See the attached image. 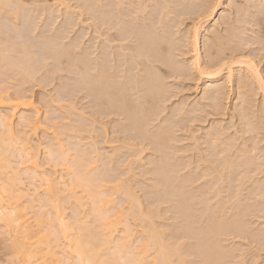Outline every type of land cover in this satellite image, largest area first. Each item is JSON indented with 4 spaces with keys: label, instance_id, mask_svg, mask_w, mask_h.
Returning <instances> with one entry per match:
<instances>
[{
    "label": "rangeland",
    "instance_id": "rangeland-1",
    "mask_svg": "<svg viewBox=\"0 0 264 264\" xmlns=\"http://www.w3.org/2000/svg\"><path fill=\"white\" fill-rule=\"evenodd\" d=\"M19 1L20 3L22 1L23 5L26 6V9H28L29 11L32 10L30 11V19L28 20V22L30 23L26 24L27 22L25 21V16L22 17V21L25 23L24 25L27 26V30L28 28H30V26L32 27L33 24L35 25H33L34 28H37V26L38 28L35 30L36 32H33L31 31L34 30L33 27V29L30 28V31H27L25 29L26 27L23 26V28H21L20 30H22L24 39L20 40L19 38L14 37L15 33H9L10 36H5L3 32L0 33V38L2 39V41L0 39V47L3 48L1 46L3 45V49L8 51L3 54L2 63H0V93L5 98H12V100L20 99L24 95L27 97H33V107L22 106L19 109L21 111H19L20 113L18 114L20 116L24 114L22 116L28 118L30 117L29 119L31 120V123H34L32 124V126L35 125L34 128H30L27 123L26 125H28L29 127L25 125L24 127L20 116L17 115V117H15L14 119V129L16 130L15 132L17 134L20 132V136L18 139L19 143L26 142L29 148L32 147L30 153L37 155L36 157L38 164L44 174H50L52 175V177L56 176L59 181L62 176L63 179H61V181H63L64 184H67L64 185L61 181L60 183L65 186V189H70L71 180L74 181V178L77 175V167L79 168V150L81 149L80 152L88 150L87 152L83 153L86 154L85 158L87 159H83L88 161V159L90 160L94 157L95 159L93 160L94 162H96L94 165H98L99 169L96 166V171H92L95 176L91 172H89L86 167V169L82 167L78 170L83 171L84 175H87L89 173L88 177H93L92 179L94 180L95 184L96 182H98L97 184H101L99 183L101 182L100 180L104 179L105 185L107 183L108 188L109 186L112 188L110 189L114 193L110 189L105 190L107 191V193L109 192L108 190H110L111 194H114L112 195V197H115L114 199L112 198L114 200V202L112 201L113 205L111 206L109 204L111 207L108 206L110 209L112 208V210L115 211L112 214H116L121 210L122 216L123 214H125L126 216L130 215L127 217V219H129L127 220L129 222H127V224L130 226L128 227L133 231L131 229L129 230L134 233L133 238L130 237L131 245H133L130 247V254L135 253L136 249H138V247H140L139 245L143 242L141 241L142 236L140 235H142L141 229H143L142 227H144L146 222H141L140 214L145 211L147 213V215L145 216L148 217V212H150V209L153 210L154 208L155 210L157 209L156 211H158V213L156 212V216L153 215V217L155 216L157 218L151 217L154 225L153 228L155 229L157 226V229H163V232L166 231V233H163L165 240L168 238V240H166L167 242L161 241V243L163 242L165 244L167 243V245H170V247H168L167 245L165 246V244H163L166 250L167 248L170 250H168V253L171 252L169 254H171L172 258L175 253L174 251L179 249L178 251H176L177 253H175V258L172 259H175V264H180V262H183L179 261L178 263V260H182V258L185 262L181 264H203V256H200L197 252V247L199 249V247L202 246V241H198L199 233L205 226H211L221 221L222 223L226 221L229 222L235 220V218H237L236 220L238 221L241 220V224H243L244 226L242 225L243 228L234 231H224L223 235H220L219 241H217V243L220 242L218 245L222 247L221 249L224 252L221 249L220 251L225 255L222 254L224 256V259L222 258L219 264H241V261L246 262V264H264V249H262L260 246L261 237L262 235H264V88H262V85H260L263 90L262 93V90L259 88L260 79L258 78L259 81L256 82L257 79L251 77L255 74H253L252 71L248 72L250 71L248 70V68L250 64H252L253 67L251 66V69L255 68L257 72L259 71V75L261 74L260 78L264 80V15H262L260 12L264 11V0H161V2L166 1L165 3L169 8L165 7L167 5L165 3H161L159 0H143L144 3L151 8L147 9V12H149V14L145 12V17L147 20H144L142 22L144 23V28H151L153 24L157 25L155 19L159 21V18L161 20L160 22H157L162 26L158 25L159 30L156 31L157 33H161L163 28L168 29L169 27L168 30H163L164 32H166V34H164V32L162 31L161 36L163 37L164 35V40L168 39L167 41H170L169 43H171L172 41V44H175V46L177 47L176 48L171 44V47H174V49L170 50L172 52L174 50L175 51L174 53L171 52V54H173V57H169L173 59L172 61L173 63L175 62V65L180 64L178 66V69L180 67V72H178L179 70H175L176 73H172L170 76L169 69L162 68L163 74L162 71L160 73L161 76H159L160 74L158 73V76L160 78L159 80H161L162 83V87L165 85L163 87V90H165L162 94L163 98L161 97L159 103L154 106V109H156V106L158 107L154 111V114H151L149 116V119L151 120L149 123H147L145 131L143 130V132H141L140 134H136L137 131H132L129 123L125 121L123 117H116L113 114L111 115L110 111L104 109V107L97 106L96 102L94 101V97L92 96L93 93L90 92L89 88L84 89V86L81 84L82 81L79 78L76 64H73L74 67H72V63L69 62L70 58L77 59L82 57L81 55H83L87 59L89 57L90 61L95 59V57L97 56H101V49L107 45L106 39L109 38L107 37L108 26H103L100 19L98 20V18H91L90 14L86 13V9L83 10V12L85 11L84 17L78 18L79 16L77 15L70 16V14L66 10L65 5H60V7L58 8V5L56 3H62L61 0L55 1V3L54 0ZM66 1L68 0H65V2ZM75 1L76 0H69L66 3L70 6L80 5V3L76 4ZM130 1L137 3L136 0H126L127 3L124 1L127 4L126 9H131ZM157 1H159L161 5L165 4V6H161ZM167 1L170 3V6ZM172 1L175 5H173V3L171 4ZM182 1L186 4H182ZM128 3L130 4V6ZM46 4L48 7L46 6ZM52 4H55V6L57 7L56 10L53 7L54 5ZM213 4L217 5V7H215L214 11L213 9L209 10L211 9L209 5ZM36 5L38 6V8ZM44 6L48 8L47 9L45 7L47 9V12L45 11L46 9L43 8ZM160 7H162V9ZM23 8L25 9V7ZM50 8L53 9L52 12L54 14L51 13V11L49 10ZM78 8L75 11H82V8L80 10H78ZM159 8V13H156V11L158 12ZM165 8H167L166 11L164 10ZM57 9H59L58 12L61 10L63 13L60 11L59 14H57ZM161 10H163L164 13L161 14ZM48 11L51 13V16ZM35 12L36 14H34ZM64 12L66 15L64 14ZM127 13H129V11ZM167 14L170 15L167 16ZM59 15L61 16L59 18L60 21L58 19H55L58 18ZM63 15L67 16L65 19H67L68 17H72L73 20L71 21H73L76 27L69 26L68 28L71 27V29H67L68 31H65L64 28H66L68 22L64 18H62L64 17ZM127 15L129 14H126V17L129 19ZM129 16L134 17V15L131 14ZM166 16L167 19H165ZM36 18L38 19L36 20ZM163 18L164 21L162 20ZM56 20L58 22L53 25V22H56ZM43 23H45V25ZM164 24L165 26L163 27ZM50 25H52V27ZM160 27H162V29H160ZM235 30L237 31L235 32ZM62 31L66 33L64 34L62 33ZM193 31L194 34H197L196 37L192 36ZM239 31L241 32L239 33ZM55 32L58 34L60 33L61 36L59 37V35L55 34ZM62 34L64 37L67 34V37L63 38ZM167 34H169L168 37ZM36 35H40L38 36L39 38H36ZM48 38H52L49 41L59 39L62 44H65L66 48L68 47L67 49L70 50V52H68L69 57L66 59V57L64 56V51L66 50H61V48H63V45L61 46V44H56L57 46L54 48L52 46L51 48L48 47V45H44L46 41H48ZM169 38H171L172 40H169ZM216 38H219V41H217ZM163 47L165 48V44L162 46V48ZM192 47L198 50H195V52ZM97 48L100 50V52ZM10 49L13 50V52H11ZM55 49L57 50L55 51ZM164 50L165 49H163V54H166ZM97 52L98 54H96ZM70 53L72 56L70 55ZM175 53L177 54V56ZM91 54H93V59L91 58ZM14 55L15 57H12ZM196 55L199 56V59L195 58L197 57ZM4 56L9 60L5 59ZM7 56H9L10 58H8ZM13 58H17L16 60L23 59L25 63L28 62L27 65L31 66L32 75L30 74L31 79H28L30 82L26 78H24V75L26 76V73L23 70L22 71L24 75H22L23 73L20 74V70L16 69L18 67L15 66L16 68H12V65H9L10 67L6 65L8 61H13ZM194 60H198V68H202L203 70L205 69V67L209 66L205 71L209 72L211 70L214 71L212 73H215L218 72L217 69H219L220 67H223V70L218 72L216 74L217 76H214L215 78L212 76V78L210 76L207 77V74H205V76H202L201 71L203 72V70L196 67L197 65L196 62H193ZM241 60L242 62H238ZM129 62L130 60L128 61V63ZM221 62H223L224 64ZM133 64L134 63L131 62L129 65H125H128L130 69H126L128 71V78L126 77L124 85L130 86H125L127 88H130L129 92L127 91V95L129 94L128 96H130V99L136 100V96L134 98H131V96H133L136 88L142 86L144 76H142V74H138V70L140 68L136 69L135 66H137V64ZM125 66L124 68H126ZM111 67H113V65L107 63L106 65H104L103 70H106L107 72L110 71V73H112L113 69ZM230 68L232 69L233 73H231L232 77L230 76V74L229 76H227L228 73H230ZM196 69L201 71L198 73V70L196 71ZM134 71L137 73V75H140L141 78L137 76ZM177 72L179 74H177ZM123 73L121 74L123 75ZM91 74H93V71H91ZM124 74L126 75V73ZM179 75L180 77H178ZM169 76L172 78H169ZM258 76L255 75L256 78ZM134 77L140 78L135 79L136 84L134 82ZM229 77L232 78V83H230L231 78ZM208 78L211 79L214 85L217 84L215 86H219L222 91L226 88L222 93L225 96H223V98L221 97V100H216L215 98L219 99L222 94H220L219 96H211V98H214V100H216L214 102H212L213 99H211L212 101L209 99L212 93L209 92V95L207 89L205 90V85H208ZM123 79L124 78L120 80L124 81ZM243 79L245 80V82H243ZM238 81H241L242 85L240 84L241 82L239 83ZM243 83L245 85H248V87L243 86ZM239 85H241L242 88ZM244 87H246L247 90ZM230 89L233 91V93ZM240 89H242V91L245 89L246 91L241 94ZM230 91L231 94L228 93ZM245 92H247V94ZM90 93L92 94L90 95ZM205 95L208 98H206ZM244 100L245 102H243ZM249 100L251 101V103ZM212 104L214 106H212ZM3 110L6 111V109ZM81 117H84L86 119L85 121L83 118V121H85L84 123H86V125L88 124L89 126H85V124L83 123V126L86 129H84V127H82L81 129H73V124L78 128L77 125L83 122L81 121ZM32 120L34 122H32ZM69 125H71V127ZM24 128L26 130H24ZM214 130H217V132ZM22 132H24L26 135H24V133ZM158 133H162L161 139H163L164 141L163 146L160 148L157 146L156 140H153L152 138L153 135H157ZM225 140L227 142H225ZM91 144H95L93 145L92 152H94L95 150V152H97L95 155L93 153L92 157L90 156L92 153ZM55 145H57L58 147H56ZM61 145H64L65 148L63 149H66L67 152H69H66V154H71L69 155V157L65 156L67 159L69 158L68 160L66 158H64V160L66 159L70 163L71 159L73 158V163L71 162V164H67L66 161L64 162L68 166L64 165L63 163V165L66 166V169L65 167L63 168L59 163L61 162L62 164V159L60 160L59 157L60 161L58 160V162L56 161V157L58 156L51 154L53 146L59 149ZM254 145L255 149L253 148ZM78 146L79 148H77ZM94 147H96V149ZM251 149L254 151H252ZM243 151H245L246 153L248 151V154L245 153V155ZM249 151H252V153H250ZM97 154L99 155V158H97ZM100 154L102 157L100 156ZM50 155L53 157H51ZM72 155H76L77 157L74 156L76 157L74 158ZM70 156H72L71 159ZM109 156L112 158H109ZM27 157L29 156H26V158ZM11 158V160L17 164L19 162H22V158H20V155L18 153H16L13 157L11 156ZM107 159H111V163H109V160ZM86 161L82 162L86 164ZM230 161L231 163H229ZM15 163H13V165ZM226 163L229 164L226 165ZM229 165H232V167L234 166V168L228 167ZM22 166L24 167L25 165ZM84 171H86L87 173H85ZM229 171L231 172V174ZM73 173L75 176L72 175ZM96 173H99V175L101 176L97 175ZM90 174H92L93 176H91ZM121 179H123L124 181ZM120 180L123 183L120 182ZM104 181H102L103 184ZM23 182V188L27 186L24 189H32V186H30V184H32L31 182L33 181L24 180ZM34 184L40 185L39 183ZM119 185H125L129 187V189L132 190L130 191L133 192V196L135 198L138 197L136 200H139L138 202H140L142 208H138L137 210L135 208L133 210V206L134 204L136 205V203L131 202V200L128 201V198H124V189L126 190L127 187H124V189L123 187H121V190L123 189V193L122 191H120ZM58 187L60 188V185ZM72 187L76 188L75 186H71V188ZM114 187L119 188V190L117 189L116 194V189L114 190ZM64 188L63 186H61L60 189L63 190ZM155 188H157V190ZM78 189L82 190L80 188ZM41 190L40 192H42ZM79 190L76 189L75 191L77 192V195L79 193V196L81 194V196L83 195L85 197H79L81 199L76 202L75 199H69L70 190H63L64 192L68 193H60L61 195H63V197H61L60 194V197L56 196L60 199L58 200V198H55L59 202H56L57 204L55 206L58 205L60 207L61 213L65 212L63 215L66 216L64 217L71 224L76 219L78 212L80 215L85 213L84 216H82L84 217L83 220L85 221V225L87 221L88 225H86V227H89L88 232L94 233L95 228L96 231L98 228H102L101 220L98 219L99 217L94 215L93 212L94 208L98 207L99 204H96V197L88 196V194H86L87 192H84L83 194V191L81 192ZM101 191L104 190L101 189ZM118 191H120V193ZM42 195L45 194L43 193ZM48 197H46V200H51L50 196ZM82 199L84 200L83 202ZM124 199L128 203H132H129V205H131V210L129 209L130 207L128 203H126ZM72 200L75 202L73 203V205L75 204L74 206L71 204L73 202ZM62 201L64 202V204H68V201L70 202L67 206V204L62 205ZM79 201L82 202L80 203L84 210L80 207V203H78ZM48 202L51 204H49L50 207L54 206L53 201ZM108 207L107 209L110 210ZM117 207H121L123 210L130 212L126 213L122 211L121 208L118 210ZM76 208L81 210V212L79 210L77 211ZM158 208L160 209V211ZM50 210L51 209L49 207H46L45 209V211L47 212H49ZM112 210H110V212H112ZM138 211L141 213H139ZM131 212H137L139 214L136 213V215H134V213ZM145 212L144 214H146ZM32 214H34L33 216H35V213ZM74 214H76V217H74ZM119 214L120 213H118V215ZM125 215L123 216V218L125 217ZM141 216H143V214ZM131 217L133 218L132 220ZM85 218H87V220ZM143 218L144 217H142L141 219L143 220ZM95 219L97 220L95 221ZM137 219L139 220V222L136 223ZM99 222H101V226L99 225ZM94 224H98V228L96 225L94 227ZM1 225L2 224L0 223V227ZM187 225H189V227L186 229ZM122 226H117L118 228H116L118 229V231L117 229H115V233H113L112 237L115 241L119 239L120 235L122 236L120 231H122L123 233V228L125 225ZM0 229L2 230V228ZM1 235L2 234L0 231V264H18L19 260L14 258L9 246V242L7 243V241H9V237H5L4 235H2L4 236L2 238ZM115 241L114 243L118 244L116 243L117 241ZM132 247L135 249V251L132 249ZM171 247H173V251L171 250ZM154 251L155 250L150 251L149 255L154 254ZM103 252L105 254V251ZM109 254L106 251V258H108ZM179 255L181 256V258ZM115 256L114 258H111L109 255L111 259H114L116 262L118 261V263L121 264V262H119L121 260H118L117 256V259H115ZM177 256H179V258ZM152 257L153 256H151V258ZM130 258L131 256H129V259ZM151 258L149 257V259L147 258L145 260L147 261V264L150 260H152ZM176 258H178V260ZM114 260L111 261V264H116ZM107 261L110 263L109 260ZM122 262L125 264L124 261Z\"/></svg>",
    "mask_w": 264,
    "mask_h": 264
},
{
    "label": "bare ground",
    "instance_id": "bare-ground-1",
    "mask_svg": "<svg viewBox=\"0 0 264 264\" xmlns=\"http://www.w3.org/2000/svg\"><path fill=\"white\" fill-rule=\"evenodd\" d=\"M55 1H58V0H54V3H55ZM61 1H62V3L61 2H58L60 4L56 3L58 5V8L60 7V5H62V6L65 5L66 6V10L70 14V16L71 15L72 16L73 15H77V16H79L78 18L84 17L85 16L84 15V12L85 11L83 12V10L86 9L87 10L86 13H89L91 18H93V19L98 18V20L100 19V21H101V23H102L103 26L104 25L108 26L107 27L108 28L107 37H109V38L106 39L107 40L106 41L107 42V45L105 44L106 46H104L101 49V56H97V57H95V59H93L92 58L93 54H91V58L93 59L91 61L89 60V57L87 59L83 55H81L82 57L77 58V59H74V58L73 59H71V58L69 59V62L72 63V67H74L73 64H76V66H77L76 68L78 69L79 78L82 81L81 84L84 86V89H88L89 88L90 89V92H92L94 94L93 95L92 93H90V95L92 94V96L94 97V101L96 102L97 106L104 107V109L110 111L111 115L113 114L116 117L117 116L123 117V119L129 123V126L132 129V131H137L136 134H140L141 132H143V130L145 131V127H146L147 123H149L150 120H151V119H149V116L151 114L152 115L154 114V111L158 107V106H156V109H154L155 108L154 106L157 103H159V100L161 99V97L163 98L162 94L165 91V90H163L164 89L163 87L165 85L162 87L161 80H159L160 79L159 76H161L160 73L162 71V68H168L169 71H170V76H171L172 73H176L177 70H179L178 72H180V67L178 69V66L180 64L179 65H175L174 64L175 62L173 63V61H172L173 59L170 58V57H173L172 56L173 54H171L172 51L170 49L173 50L174 47H176L175 44H172V41H171V43H169L170 41L168 42L167 41L168 39L167 40H164V35H163V37L161 36L162 31L164 29L166 30L167 28H163L162 31L160 30L161 31V33L159 32L160 34L156 32L157 30H159L158 29L159 28L158 27V25H159L158 22H160V20H161L159 17L161 16L162 13H164L163 10H161V14L158 17L159 18V21L155 19V22L157 23V25L156 24H153L151 28H144V23H142V22L144 20H147L146 17H145V12H147V9L150 8V6L146 5L143 0H136L137 3L130 1L131 9H126V7H127L126 0H76L77 1V2L75 1L76 4L80 3V5H78V6H73V5L70 6L69 4L66 3L69 0L66 1V2H65V0L64 1L61 0ZM159 1L161 2V0H159ZM159 1H157V2H159ZM160 2H159V4L161 5V3H165L166 1H164V2L162 1L161 3ZM174 2H176V1H174ZM149 3H151V2H149ZM172 3H173V1L171 2V4ZM184 3L185 2H183L182 4H184ZM41 4H40V9H41ZM130 4H129V6H130ZM165 4H163L161 6H165ZM5 5H7V6H5ZM52 5H54L53 7L56 10L57 7L55 6V4H52ZM155 5H157V4H155ZM173 5H175V4L173 3ZM27 6H29V5H27ZM46 6H47V4H46ZM46 6H44L43 8L46 9L48 7V6L47 7ZM169 6H170V3H169ZM23 7H25V9ZM75 7H77V8L79 7L78 10H80L82 8V11H75L77 9ZM156 7H158V6H156ZM165 7H168V5L165 6ZM37 8H38V6H37ZM160 8L162 9V7H160ZM160 8H159L158 12L156 11V13H159ZM44 9H42V10H44ZM47 9L45 10L46 12H47ZM166 9L167 8H165L164 10L166 11ZM33 10H35V9H33ZM49 10L51 11V13H53L52 12L53 9L50 8ZM58 10L59 9H57V12H56L57 14H59V12L61 11L60 10L58 12ZM209 10H212V9H209ZM30 11H32V10H30ZM30 11L28 9H26V6L23 5L22 1L20 3L19 0H0V33L3 32L5 34V36L6 35H9V33H15L14 34L15 35L14 36L15 38H19V40L20 39H24L23 34H22V30H20L21 28H23V26H25L24 25L25 23L22 21V17L25 16L24 18H25V21L27 22L26 24L30 23V22H28V20L30 19ZM128 11H129V13H127ZM168 12H170V11H168ZM260 12L262 14V11H260ZM43 13H44V11H43ZM51 13L49 12L50 16H51ZM147 13L149 14V12H147ZM147 13H146V15H147ZM34 14H36V12ZM64 14H65V12H64ZM126 14L134 15V17L127 15L129 17V19H128L126 17ZM208 14H209V11H208ZM65 15H63L64 17H62V18L65 19L67 17ZM169 15L167 14V16H169ZM211 15H213V14H211ZM167 16H166L165 19H167ZM37 17H39V16H37ZM60 17L61 16L59 15V17L58 18H55V19H58L59 20ZM130 17H133V18H130ZM147 18H148V16H147ZM37 19L38 18H36V20ZM44 19H45V17H44ZM48 19H50V18H48ZM64 19H62V20H64ZM65 20L68 22L67 26L65 25L66 26V28H64L65 31H68L67 29H71V27H76V25H74L73 21H71V20H73L72 17H68ZM162 20L164 21V18ZM35 21H34V23H35ZM57 22H58L57 20H56V22H53V25H55V23H57ZM71 22H72V24H71ZM82 22H84V21H82ZM43 24L45 25V23H43ZM75 24H77V23H75ZM33 25H32V27H33ZM50 26L52 27V25H50ZM69 26H71V27L68 28ZM159 26H162V25H159ZM164 26H165V24L163 25V27ZM238 26H240V25H238ZM25 27H26L25 29L27 30V26H25ZM32 27L30 26V28H32ZM30 28H28L29 31H30ZM37 28H38V26H37ZM37 28H34V30H31V31L34 32ZM160 29H162V27H160ZM168 29H169V27H168ZM237 30H235V32ZM56 32H57V30H56ZM56 32H55V34H58ZM240 32L241 31H239V33ZM62 33L65 34L66 32H63L62 31ZM67 34L65 35V37L62 34L63 38H66L67 37ZM164 34H166V32H164ZM193 34H194V31H193ZM193 34H192V36L193 37H196L197 34L196 33L194 35ZM58 35H59V37L61 36L60 33ZM85 35H86V33H85ZM168 35L169 34H167V37H168ZM38 36H40V35H38ZM38 36L36 35L35 37L37 38ZM53 36H55V35H53ZM236 36H237V34H236ZM56 37H58V36H56ZM228 37H230V36H228ZM49 38H48V41H46V43L44 45H46V46L48 45V47H51L52 46L53 48L57 46L56 44H58V45L61 44V46L63 45L62 46L63 48H61V50H63V51L66 50V51H64V56L67 59L69 57V55H68L69 53L68 52H70V50L67 49L68 47L66 48V45L65 44H62L61 41H59V39H56V40L54 39V41L53 40L52 41H49V40L52 39V38L51 39H49ZM170 39L171 38H169V40ZM218 39H217V41H219ZM42 40H43V37H42ZM222 40H221V42H222ZM1 41H2V39H1ZM164 44H165V48L164 47L162 48V46ZM171 44L174 47H171ZM93 45H95V44H93ZM1 46L4 48L3 45H1ZM5 47H7V46H5ZM194 47H192V48L194 49ZM3 48L0 47V63H2L3 54L7 51V50H4ZM98 48H100V47H98ZM163 49H165L164 51H165V53L167 55L166 54H163ZM56 50L57 49H55V51ZM67 50H69V51H67ZM195 50H198V49H194V51ZM63 51H62V54H63ZM98 51L100 52L99 49H98ZM174 51L172 53H174ZM11 52H13V50H11ZM22 52H26V51H22ZM65 52H66V55H65ZM72 52H74V51H72ZM176 53H177V50H176ZM197 53H198V51H197ZM96 54H98V52ZM8 55H11V54H8ZM70 55H71V53H70ZM99 55H100V53H99ZM176 56H177V54H176ZM7 57L10 58L9 56H7ZM12 57H15V55L12 56ZM20 57H22V56H20ZM195 58H198L199 59V56H197ZM5 59H7V58L5 57ZM5 59H4V61H5ZM16 59L17 58H15V59L13 58V61H8L6 65L7 66L12 65L13 66V67L11 66L12 68L18 67L16 69L17 70H20V74L23 73V71H24L26 73V76L24 75V73L22 75H24V78H26L27 80L28 79L30 80L31 79V75H32L31 66L30 65H27L28 62L25 63V61H23V59L22 60H20V59L19 60H16ZM7 60H9V59H7ZM129 60H130V62L128 63ZM197 61L198 60H196V61L194 60L193 62H196V65L197 66L196 65L195 66L198 68L199 65L197 64ZM131 62H133L134 64L135 63L137 64V66H135L136 69H139L140 68L138 70L139 71L138 74H140V75L142 74V76H144L143 77L142 86L141 87H138L137 86L138 88L135 89L136 91L134 90L135 91L134 92L135 95L133 94V96H131V98L132 97L134 98L136 96V100L130 99V96H128L129 94L127 95V91L129 92V89H130V88H127V87H130V86L124 85L125 80H126V77L128 78V76H127V72L128 71L126 69L129 68L128 65ZM238 62H242V60L241 61H238ZM107 63H109L110 65H113V67H111L113 69V72L111 71L112 73H110L109 70H108L109 72H107L106 70H103L104 65H106ZM221 63H223V62H221ZM126 64H128V65L125 66ZM240 64H242V63H240ZM3 66H4V64H3ZM124 66L126 68H124ZM192 66H194V65H192ZM251 66H252V64H250L249 68L246 67V68H248V70H250L248 72H251L252 71L253 74H255L256 76H258L259 75V71L257 72V70L255 68L251 69ZM130 67H131V65H130ZM207 67H209V66H207ZM207 67H205L204 70L202 68H198V69L203 70V72L200 70L202 76L203 75L205 76V74H207L208 75L207 77H209V76L210 77L211 76L214 77L218 72H220L221 70H223V67L222 68L220 67L221 68L220 69L219 66H218V68H219L218 69V72L212 73L214 71H211V70L209 72L208 71H205V70H207L206 69ZM224 67H226V66H224ZM230 67H231V65H230ZM193 68H195V67H193ZM198 69H196V71ZM208 70H209V68H208ZM253 70H254V72H253ZM91 71H93V74H91ZM164 71H165V69H164ZM171 71H173V72H171ZM200 71L198 70L197 72L199 73ZM123 72L126 73V75ZM140 72H143L144 75H143V73H140ZM178 72H177V74H179ZM121 73H123V75ZM158 73L160 74L159 76H158ZM231 73H232V69L230 70V73H228L227 76H229V74L231 76L233 74V73L232 74ZM135 74L137 75L136 72H135ZM162 74H163V71H162ZM28 75H29L30 78L28 77ZM121 75H122V77H121ZM140 75H137V76L140 77ZM186 75H188V74H186ZM250 75H252V74H250ZM255 75H253L251 77L252 78L254 77L255 79H257L256 82L259 81L258 80V78H259L260 79L259 86L262 85L261 84V81L263 79L260 78L261 77V74L257 78L255 77ZM170 76H169V78H172ZM139 77H137V78L140 79L141 77L140 78ZM178 77H180V75ZM231 77H229V78H231ZM122 78H124L123 79L124 81L120 80ZM137 78L134 77V82H135V79H137ZM163 79H165V78H163ZM208 80H209L208 81V85L207 84L205 85L206 86L205 90L207 89L209 95H210L209 92L212 93L210 95V98L209 99L210 100L213 99V101L211 100L212 102H214L216 100H221L223 98V96H225L222 93H223V91H225L226 88L222 91V89L219 88V86H217V87L215 86L217 84H215V85L213 84V82L211 81V79L208 78ZM231 81H232V78L230 79V83H232ZM246 81H247V79H246ZM126 82H128V81H126ZM243 82H245V80ZM131 83H132V81H131ZM135 84H136V82H135ZM163 84H164V82H163ZM240 84L242 85V82ZM138 85H140V84H138ZM241 85H239V86L242 88ZM125 86H127V87H125ZM243 86H247L248 87V85H245V84ZM131 87H132V85H131ZM244 88L247 90L246 87H244ZM259 88L262 90V88H264V87L261 88V86H260ZM245 89L243 91H242V89H240L241 90V94L244 91H246ZM263 90H262V93H263ZM231 91L228 92V93L231 94ZM131 92H132V90H131ZM237 92H239V91H237ZM213 93H215V94H213ZM232 93H233V91H232ZM245 93L247 94V92H245ZM165 94H167V93H165ZM220 94H222V95L220 96L219 99L215 98L216 100H214V98H211V96H213V95L214 96L215 95L216 96L217 95L219 96ZM130 95H132V94H130ZM243 96H244V94H243ZM238 97H239V95H238ZM206 98H208V97L206 96ZM235 100H236V98H235ZM243 102H245V100ZM250 103H251V101H250ZM33 105H34L33 97H30V96L27 97V96L24 95L20 99L12 100V98H5L0 93V223L2 224L1 227H0V228H2V230L0 229V231H1V234L2 235H4L5 237L6 236L9 237L8 238L9 241H7V243L9 242V246H10V249L12 251V254H13L14 258L17 259V260H19V263L20 264H81V262H82V264H111V261L114 260V259H111V258H114V256L116 255L118 257V260H121V261H119V262H121V264H124L122 261H124L125 264H143V263H146L147 262V261H145L147 258L149 259V257L151 258V256H153L151 258L152 260H150V261L148 260L149 261L148 264H175V262H174L175 259L174 260H172V259L175 258V253H177L176 251H178L179 249L176 247L178 250L174 251L175 253H174V256L172 258L171 257V254H169L171 252L168 253V250L169 249L167 248V250H166V248L163 246V244H165V243H163V242L161 243V241H166V240H168V238L166 237L167 239L165 240L164 235H163V233L164 232L166 233V231L163 232V229L162 230H159V228L157 229V226L156 225H155L156 228L155 229L153 228L154 225H153V222H152L151 217H153V215H155L156 212L158 213V211H156L157 209L155 210L154 208H153V210L150 209V212H148V217L145 216V215H147V213L145 211L144 212L146 214H144V212H143L142 213L143 216H141L142 214H140V220H141V222L142 221L146 222L145 223L146 226L144 225V227H142L143 229H141L142 230V232H141L142 235H140V236H142L141 241H143V242L139 245L140 247H138V249H136V251L134 249L135 246H134V248L132 247V249L135 251L136 254L135 253H132V251H131L132 254L129 253V250L131 249L130 247L133 246V245H131V242H130V239L131 238L130 237L133 238V236H134L133 235L134 233H132L133 230L131 228H129L130 226L127 224V222H128L127 220H129V219H127V217L130 216V215L127 214L128 216H126L125 214H123V216L125 215V217H126V218L125 217L123 218V216L121 214V210H120V212H117L116 214L115 213L112 214L115 211L112 210V208L110 209L108 206H110V205L112 206L113 205V202H114L113 199L115 197L113 198L112 195H114L113 194L114 192L111 190L112 188L110 186L108 188V184L107 183L105 185L104 179L103 180H100V178H99V180L101 181L99 183H101V184H97L98 182H96V184L94 183V180L92 179L93 177H91V176H93V175L95 176V174H93L92 171H94V170L96 171V168L95 167L97 166V168H98V165H96V166L94 165L96 163L93 160V159H95L94 157L91 158L93 161L91 159H90L91 161L89 159H88V161H86V160L83 159L86 156V154H83V153L87 152L88 150L87 151H81V152H80L81 149L79 150V155H78V159L79 160L78 161H80L79 162L80 164L78 163V166H79V168H82V167L85 168L86 167L87 170L89 172H91L93 175L90 174L91 175L90 176L91 178H89L88 177L89 176V173L87 175L86 174L84 175L83 174V171L78 170L79 168L77 167V170H78V171L76 170L77 175L74 178V181L71 180L70 189L69 188L68 189L66 188V189L67 190H70V196L68 194L69 199H75L76 202L81 199L79 197H82L83 196V195L81 196V194L79 196V193L77 195V192H75L76 189L79 190L78 188L82 189V190H79V191H81V192L83 191V194H84V192H87L86 194H88V196L96 197V199H97L96 200V204H99V206L98 207H95L94 210H93V212H94V215L98 216L99 217L98 219L101 220V222H102V228H98V224H94V227L96 225L97 228L100 229V230L97 229V231H96V228H95L94 233H89L88 232L89 231V229H88L89 227L88 228L86 227V225H88L87 224V221H86V225H85V221L83 220L84 219L83 216H84L85 213L80 215L79 212L78 213L76 212L78 215L76 217L75 216L76 214H74V217H76V219L74 220L75 222L73 221L74 224H73V222L71 224V223H69L67 221V219L65 218L66 216L63 215L65 212L64 213H61L60 207L58 205L55 206L57 204L56 202H58L55 199V198H58L56 196H59L60 193L61 194L68 193V192H64V191H67L64 188L65 187L64 185H66L67 183L64 184V182L61 181V179H63L62 176L60 178V181L63 182L64 185H62V183H60L59 179L56 176L55 177L54 176L52 177V175H50L49 173H48L49 175H45L44 174V172L40 169V166L38 164L37 157H36L37 155L36 154L34 155L33 153H30V150H31L32 147L29 148L27 146V143L26 142L25 143H19V140L18 139H19V136H20V134H19L20 132L18 133L19 134L18 135L15 132L16 130L14 129V125H15L14 124V119H15V117H17V115H19L18 113H20L19 111H21L19 109L22 106H26V107L32 106L33 107ZM246 105H248V104H246ZM212 106H214V105L212 104ZM3 109H6V111H4ZM22 115H24V114H22ZM71 115H72V113H71ZM73 115H74V113H73ZM21 116H20V119L22 121L23 126L24 125L27 126V127L30 126V128L33 129L35 125L32 126V124H34V123H31V120L29 119L30 117L28 118V117H25V116H22V117ZM68 116H70V115H68ZM244 116H243V118H244ZM83 118L81 117V119H82L81 121H83ZM85 118H86V116H85ZM85 118H84V120L86 121ZM20 119H19V121H20ZM85 121H83L81 123L82 125L81 124L77 125L78 128L73 124V127L72 128L73 129L74 128L81 129L82 127H84L83 126V123ZM32 122H34V121L32 120ZM26 123L29 126L26 125ZM84 124H85V126H89L88 124L86 125V123H84ZM89 124H90V120H89ZM69 126L71 127V125H69ZM84 129H86V128L84 127ZM24 130H26V129L24 128ZM214 131L217 132V130H214ZM89 132H91V131H89ZM22 133H24V132H22ZM161 134L162 133H158L157 135H153V137H152L153 140L154 139L156 140V144H157V146L159 148L162 147L163 144H164L163 139H161L162 138ZM24 135H26V134L24 133ZM229 141H230V139H229ZM225 142H227V141L225 140ZM77 145H78V143H77ZM93 145H95V144H93ZM93 145L91 147L92 150L90 149L91 152L93 151ZM252 145H253V143H252ZM55 146L58 147L57 145H55ZM55 146L52 147L51 154L52 155L54 154V155L58 156V157H56L57 158L56 161H58L59 160V157H60V160L62 159L63 162H62V164H61V162H59L60 160L58 162L60 163V165L63 168L65 167V169H66V166H68V165H66L64 162L66 161L67 164H71V162L73 163V161H72L73 158L71 159V157L72 156L74 157L76 155L70 156L71 162L69 163L67 161L69 158L67 159L65 156H68L69 157V155H71V154H66L67 150L65 149L66 150L65 151L63 149V148H65V146L64 145H61L59 147V149H57ZM90 146H88V147H90ZM122 146H124V145H122ZM77 148H79V146ZM94 148L96 149V147H94ZM122 148H124V147H122ZM253 148L255 149V145H254ZM55 149H57V150H55ZM82 149H83V147H82ZM259 149H261V148H259ZM53 150H54V152H53ZM95 151L92 152L91 155L90 154L89 155L92 157L93 156L92 155L93 153H94V155L97 153ZM252 151H254V150H252ZM252 151L251 152L249 151V152L252 153ZM98 152H99V150H98ZM243 152H244V154L246 153L245 151H243ZM14 153L15 154L18 153L20 155V158H22V160H21L22 162H19L17 164V163H15V162H13L11 160L12 159L11 156L12 157L15 156ZM57 153H58V155H57ZM67 153H69V152H67ZM80 153H81V155H80ZM75 154H78V153H75ZM246 154H248V151H247ZM9 155H11V156H9ZM26 156H29V157L26 158ZM100 156H101V154H100ZM51 157H53V156H51ZM76 157H74V158H76ZM64 158H66L67 160L66 159L64 160ZM97 158H99V155L98 154H97ZM109 158H112V157L109 156ZM85 159H87V158H85ZM107 160H109V163H111V159H107ZM74 161H75V159H74ZM82 161H86L85 162L86 164H84V162H82ZM13 163H15V164L13 165ZM63 163L66 166H64ZM229 163H231V161ZM229 163H226V165H228ZM16 164H17V166H16ZM26 164H27V166H26ZM22 165H25V166L23 167ZM256 166H258V165H256ZM228 167L234 168V166L232 167V165H229ZM230 168H229V170H230ZM67 169H68V167H67ZM83 169H81V170H83ZM129 170H130V168H129ZM68 171H69V169H68ZM84 172L87 173L86 171H84ZM99 173H96V174L99 175ZM230 174H231V172H230ZM72 175L75 176L74 173ZM99 176H101V175H99ZM24 180L33 181L34 183H39L40 185H37V184H34L33 182H31L32 184H30V186H32V189L29 188V190H27V189H24L27 186L23 188V185H24V182L23 181ZM95 180H97V179H95ZM121 180H123V179H121ZM121 180H120V182H122ZM35 181H37V182H35ZM102 181H104V184H103ZM58 184L60 185V188H61V186H63V188H64L63 190L64 191L58 187L59 186ZM71 186H75L76 188H73L72 187L73 188L72 189ZM119 186H117V187H119L120 188V191H122V192H123L124 187L125 188L127 187L125 185H119ZM117 187H114V190L116 189L115 190V194L117 193L116 192L117 189L119 190V188H117ZM121 187H123L122 190H121ZM101 189H103L104 191H101ZM107 189H110L113 193L111 194V191L110 190H108L110 193L109 192L107 193V191H105ZM155 189L157 190V188H155ZM40 190L45 195H42L43 193L40 192ZM130 190L131 189H129V187H127L126 190L124 189V191H125V193L123 192L125 194V197L124 198H128L129 199V200L127 199L128 201L131 200V202L136 203V205L134 204V206H133V210L135 208H136V210L138 208H142L140 202H138L139 200H136L138 197L135 198L133 196V194H132L133 192H131L132 190L131 191ZM60 191H62L63 193L60 192ZM120 191H118V192L120 193ZM105 194L106 195L108 194V195L106 196ZM126 194H127V196H126ZM45 196L46 197L50 196L51 200L49 199L48 201H50V202L53 201V203H54V206H53L54 209H53L52 206L51 207L49 206L50 203L46 200L47 198ZM68 196H67V198H68ZM61 197H63V195H61ZM83 197H85V196H83ZM77 198H79V199H77ZM59 199L60 198H58V200ZM65 199H66V197H65ZM64 201H66V200H64ZM83 201L84 200L82 199V202ZM124 201H125V199H124ZM69 202L70 201H68V204L66 203L67 206L69 205ZM80 202L81 201H79L78 203H80ZM111 202H112V204H111ZM73 203H75V202L73 201L71 204L73 205ZM81 203H80V207L82 208ZM126 203H128V202H126ZM129 203H128V205H129ZM60 204H61V202H60ZM66 204H64V202L62 201V205H66ZM130 204H132V203H130ZM85 206H86V204H85ZM46 207H49L53 211H51V210L49 212H47L48 210L45 211ZM107 207L110 210H112V212H110V210H108ZM129 207L128 208L131 210V205H129ZM120 208L121 207H117L118 210ZM61 209H62V207H61ZM82 209L84 210V208H82ZM78 210L79 209H77V211ZM79 211L81 212V210H79ZM122 211H124L126 213L130 212V211L127 212V211H125L123 209H122ZM142 211H143V209H142ZM159 211H160V209H159ZM32 213H35V216H33L34 214H32ZM118 213H120V214L118 215ZM131 213H134V212H131ZM136 213H134V215H136ZM139 213H141V212H139ZM139 213H137V214H139ZM31 214H32V216H31ZM155 216L153 218H157ZM142 217H144V218L146 217L147 219L146 218L145 219L143 218V220H142L141 219ZM94 218H95V216H94ZM122 218L125 219L126 221L123 220ZM85 219L87 220V218H85ZM132 219L133 218L131 217V220ZM236 219L237 218H235V220L229 219V220H232V221H229V222L226 221V222H223V223L221 221V222L215 223V224H213L211 226H205L202 229V231L199 233V235H198L199 236L198 241H202V246H200L199 249L197 247V252L199 253L200 256H203V260H202L203 264H219L221 262L222 258L224 257L223 255H225V254L221 253L220 249L222 247H220L218 245L220 242L217 243V241H219V237H220L221 234L223 235L224 231H234V230L243 228L242 227L243 224H241L242 223L241 220L238 221ZM96 220L97 219H95V221ZM137 220H136V223L139 222V220L138 221ZM153 220H155V219H153ZM101 222H99V225H100ZM93 223H95V222H93ZM120 224H121V226L122 225H125L124 228H123L124 229V231H123L124 234L122 233V231H120L121 234H122V236L120 235L119 239L116 240L117 241L116 242L112 236H113V233H115L114 232L115 229H117L118 227H121ZM188 227H189V225L186 226V229ZM129 229H131L132 231H130ZM117 231H118V229H117ZM130 232L132 233V236H131V233ZM4 236H2V238ZM220 240H221V238H220ZM114 241L116 243H118V244H115ZM112 244H113V246L114 245L115 246L113 247ZM134 245H135V243H134ZM166 245H167V243L165 244V246ZM167 246L170 247L169 244ZM172 248L173 247H171V250L173 251ZM176 248H174V249H176ZM152 250H155L154 251V254L149 255L150 251H152ZM103 251H105V254H106V251H107L108 254L111 253L113 256L111 254H109L111 258L108 255V258H110V259H108V258H106L107 256L104 254ZM101 252L104 255H102ZM116 256H115V259H117ZM129 256H131L130 259H129ZM179 256H177V257L179 258ZM178 258H176V259L178 260ZM180 258H181V256H180ZM107 260H109L110 263ZM179 261H183V262H180V264L185 262L183 258H182V260L181 259L178 260V263H179ZM114 262H116V261L114 260ZM116 264H119L118 261L116 262Z\"/></svg>",
    "mask_w": 264,
    "mask_h": 264
},
{
    "label": "snow or ice",
    "instance_id": "snow-or-ice-1",
    "mask_svg": "<svg viewBox=\"0 0 264 264\" xmlns=\"http://www.w3.org/2000/svg\"><path fill=\"white\" fill-rule=\"evenodd\" d=\"M5 6H7V5H5ZM209 7L214 10L215 7H217V5H214L213 4V5H209ZM262 15H264V11H262ZM261 83H262V87H264V80H262ZM260 246H261L262 249H264V235H262V237H261V244H260ZM81 264H82V262H81ZM241 264H246V262L241 261Z\"/></svg>",
    "mask_w": 264,
    "mask_h": 264
}]
</instances>
